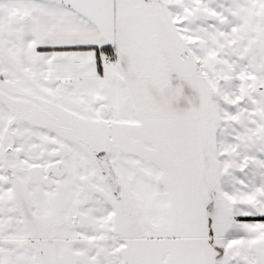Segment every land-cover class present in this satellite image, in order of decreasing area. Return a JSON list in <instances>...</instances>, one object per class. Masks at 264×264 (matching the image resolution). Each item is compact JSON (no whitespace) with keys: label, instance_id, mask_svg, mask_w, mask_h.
<instances>
[{"label":"snow or ice","instance_id":"obj_1","mask_svg":"<svg viewBox=\"0 0 264 264\" xmlns=\"http://www.w3.org/2000/svg\"><path fill=\"white\" fill-rule=\"evenodd\" d=\"M0 264H264V0H0Z\"/></svg>","mask_w":264,"mask_h":264}]
</instances>
